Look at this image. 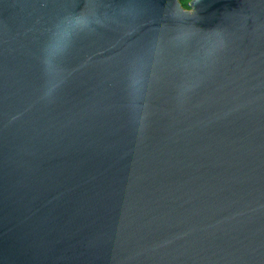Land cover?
I'll list each match as a JSON object with an SVG mask.
<instances>
[{
    "label": "water",
    "instance_id": "1",
    "mask_svg": "<svg viewBox=\"0 0 264 264\" xmlns=\"http://www.w3.org/2000/svg\"><path fill=\"white\" fill-rule=\"evenodd\" d=\"M123 1L0 0V264H264V76L168 115L150 145L124 65L47 110L61 27Z\"/></svg>",
    "mask_w": 264,
    "mask_h": 264
},
{
    "label": "trees",
    "instance_id": "2",
    "mask_svg": "<svg viewBox=\"0 0 264 264\" xmlns=\"http://www.w3.org/2000/svg\"><path fill=\"white\" fill-rule=\"evenodd\" d=\"M127 2L125 15L61 27L44 54L49 112L72 102L111 55L130 71L131 118L150 145L165 117L196 113L264 66V0Z\"/></svg>",
    "mask_w": 264,
    "mask_h": 264
},
{
    "label": "built area",
    "instance_id": "3",
    "mask_svg": "<svg viewBox=\"0 0 264 264\" xmlns=\"http://www.w3.org/2000/svg\"><path fill=\"white\" fill-rule=\"evenodd\" d=\"M127 10H128V2L127 0H124L116 8L111 9L106 12L92 11V12L83 13L81 16V19L95 21V20L105 18V17H112L116 14L125 15L127 13Z\"/></svg>",
    "mask_w": 264,
    "mask_h": 264
},
{
    "label": "rangeland",
    "instance_id": "4",
    "mask_svg": "<svg viewBox=\"0 0 264 264\" xmlns=\"http://www.w3.org/2000/svg\"><path fill=\"white\" fill-rule=\"evenodd\" d=\"M108 60L111 61V62L126 66L125 64H123L121 59L114 58V57L111 56L110 58H108ZM256 71L257 72H256V76L255 77H262V75H264V66L257 68ZM255 77H252V78H255Z\"/></svg>",
    "mask_w": 264,
    "mask_h": 264
},
{
    "label": "clouds",
    "instance_id": "5",
    "mask_svg": "<svg viewBox=\"0 0 264 264\" xmlns=\"http://www.w3.org/2000/svg\"><path fill=\"white\" fill-rule=\"evenodd\" d=\"M170 15L172 16L173 19H179V17H176V16L174 15V7H172V10H171V12H170ZM189 15H190V14H189Z\"/></svg>",
    "mask_w": 264,
    "mask_h": 264
}]
</instances>
